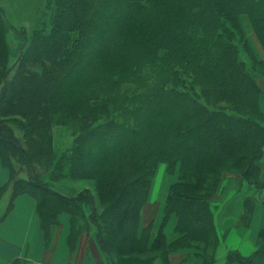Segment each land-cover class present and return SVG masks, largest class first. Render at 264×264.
Here are the masks:
<instances>
[{
  "label": "trees",
  "instance_id": "obj_1",
  "mask_svg": "<svg viewBox=\"0 0 264 264\" xmlns=\"http://www.w3.org/2000/svg\"><path fill=\"white\" fill-rule=\"evenodd\" d=\"M47 6V23L18 31L24 44L13 58L0 5V159L10 170L0 187L8 197L0 220L29 193L47 239L59 215H70L71 250L86 232L110 264H173L171 255L194 240L205 244L201 252H186L180 264H220L211 200L221 174L237 170L238 182L264 189V60L239 21L247 14L264 41V0ZM58 129L68 137L63 147ZM39 161L52 177L95 185L77 184L68 194L40 177ZM161 162L170 172L179 165L180 179L152 240L153 222L143 227L141 217ZM173 214L175 239L165 232ZM261 257L264 243L248 256L230 250L221 264Z\"/></svg>",
  "mask_w": 264,
  "mask_h": 264
},
{
  "label": "crops",
  "instance_id": "obj_2",
  "mask_svg": "<svg viewBox=\"0 0 264 264\" xmlns=\"http://www.w3.org/2000/svg\"><path fill=\"white\" fill-rule=\"evenodd\" d=\"M166 167L162 171H159L160 167H158L149 199L142 210L141 226L145 227L153 222L152 240L156 237L161 226L166 199L172 184L171 179L167 176ZM161 172L162 174L159 175ZM163 174L166 177L160 186L159 180ZM174 176L177 177L176 174ZM9 178L10 170L0 159V187L5 185ZM217 201L221 202V200ZM258 212L260 213V211ZM253 218L250 222L253 234H255L258 233L257 230L261 226L259 227L260 221L257 223V219L255 221V217ZM263 219L259 220L262 221ZM176 225L177 216L173 214L166 226V233L171 239L178 237V233L175 231ZM69 229L70 215L63 212L59 215V224L47 239L41 225L37 200L29 193L18 195L14 200L11 211L4 219L0 220V264H13L16 259L25 260L26 264H110L107 255L101 249L93 233H83L76 249L71 250L67 243ZM243 236L244 234L238 231L234 234L230 233V239H233V241L230 242L228 247L226 245L222 247L221 255H223V258L230 250H239L247 256L254 252V248L249 246L250 241L246 243ZM257 237H259V234H257ZM181 254V252H178L171 255L173 263H177L181 259ZM221 262L219 263L221 264Z\"/></svg>",
  "mask_w": 264,
  "mask_h": 264
},
{
  "label": "rangeland",
  "instance_id": "obj_3",
  "mask_svg": "<svg viewBox=\"0 0 264 264\" xmlns=\"http://www.w3.org/2000/svg\"><path fill=\"white\" fill-rule=\"evenodd\" d=\"M47 2L48 0H0V5L4 8L6 15V22L8 26L7 38L11 47V53L13 58H17V55L20 53L22 49V45L24 44V38L19 34L18 31L25 28L30 33L33 29L40 27L44 23H47L46 21L50 19L51 11L47 6ZM239 21L241 22L244 35L250 39V42L258 58L264 60V41L256 34L250 17L247 14L243 13L239 16ZM260 83L262 86V90L264 92V79L263 80L260 79ZM263 96L261 97L262 99L261 105L264 110ZM58 132L59 133L56 136V143L59 147L61 146L63 147L65 146L63 144L65 143V140L68 137L65 136V133L60 131L59 129ZM10 160H12L16 165H18L14 157H11ZM262 163L264 166V156ZM35 166H36V170L41 173L40 177L43 180L49 182L50 186H54V188H58L71 195L75 194L76 191L75 186L77 184L79 185L83 184L87 186L95 185V182L92 180H88V181L82 180V181L73 182L67 179H61V177H59L58 174L52 177L51 171L46 170L48 166L44 161H39V163H36ZM165 166H167L166 167L167 176L172 181L171 185L179 182L180 166L177 165L175 171L170 172L168 170V166H169L168 163L161 162L158 166L160 167L159 171H162L165 168ZM161 174L162 172L159 175ZM175 174L177 175V177L174 176ZM221 175H222L220 180L221 186L219 188L218 195L216 196L215 199L213 198L211 200V204L216 220L215 223L217 227V232L220 237V243L218 244L216 251L217 261L219 262L223 261V259H221L223 258L222 257L223 255H221L222 247L224 245L228 247L230 242L233 241V239H230V233L234 234L237 233V231L239 233H243L244 234L243 240L246 243L247 241H250L249 246L251 248H254L253 251L257 250L258 244L261 245L264 243L263 238L260 239V237H257V234H260L259 232L264 229V219L262 221L259 220L261 218H264V189L260 190L248 184L243 185L240 182H238L239 181L238 179L241 177V173L237 170L236 171L232 170L231 172L222 173ZM93 189L95 191V188ZM216 200H221V202L220 203L218 201L216 202ZM7 204H8V197L6 196V192L1 191L0 217L6 210ZM258 211H260V213ZM253 217H255V221L257 219V223L258 221H260L259 227L261 226L257 230L258 233L255 234H253V228H251V222H250L252 219H254ZM166 226H165V232H166ZM256 228H258V226H256ZM253 235L255 236L253 237ZM179 237H181L180 234H178V238ZM204 245L205 244L202 242L190 240L188 242L189 247L187 248V250L185 252H181L182 253L181 259L178 260L177 263L174 262L173 264H180L184 257L183 255H185L186 252L187 253H192L195 251L201 252L200 248ZM187 253L186 255H188ZM243 255H247V254H243ZM199 258H201L200 255L197 258V260L200 261ZM254 264H264V258L263 257L259 258L256 262H254Z\"/></svg>",
  "mask_w": 264,
  "mask_h": 264
},
{
  "label": "bare ground",
  "instance_id": "obj_4",
  "mask_svg": "<svg viewBox=\"0 0 264 264\" xmlns=\"http://www.w3.org/2000/svg\"><path fill=\"white\" fill-rule=\"evenodd\" d=\"M165 175L163 174V176H161V179L159 180L160 181V186L163 184L164 180H165Z\"/></svg>",
  "mask_w": 264,
  "mask_h": 264
}]
</instances>
